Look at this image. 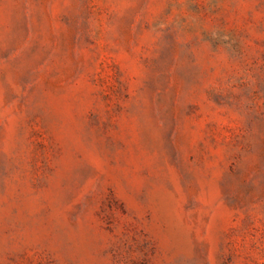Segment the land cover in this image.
Here are the masks:
<instances>
[{
    "label": "rangeland",
    "instance_id": "obj_1",
    "mask_svg": "<svg viewBox=\"0 0 264 264\" xmlns=\"http://www.w3.org/2000/svg\"><path fill=\"white\" fill-rule=\"evenodd\" d=\"M0 264H264V0H0Z\"/></svg>",
    "mask_w": 264,
    "mask_h": 264
}]
</instances>
